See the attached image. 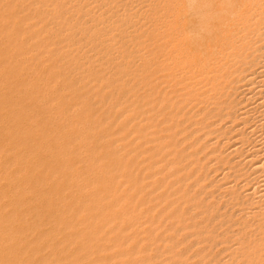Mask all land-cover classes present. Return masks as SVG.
<instances>
[{
  "label": "bare ground",
  "instance_id": "obj_1",
  "mask_svg": "<svg viewBox=\"0 0 264 264\" xmlns=\"http://www.w3.org/2000/svg\"><path fill=\"white\" fill-rule=\"evenodd\" d=\"M29 2L82 57L121 52L117 38L149 47L148 146L132 182L118 175L86 199L102 244L84 240L78 260L264 264V0Z\"/></svg>",
  "mask_w": 264,
  "mask_h": 264
},
{
  "label": "rangeland",
  "instance_id": "obj_2",
  "mask_svg": "<svg viewBox=\"0 0 264 264\" xmlns=\"http://www.w3.org/2000/svg\"><path fill=\"white\" fill-rule=\"evenodd\" d=\"M28 4L0 0V264H82L84 240L102 244L86 199L118 175L132 182L148 146L149 47L117 38L121 52L82 57Z\"/></svg>",
  "mask_w": 264,
  "mask_h": 264
}]
</instances>
